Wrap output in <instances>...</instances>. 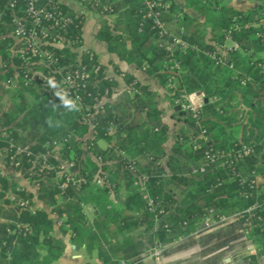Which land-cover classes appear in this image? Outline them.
I'll return each instance as SVG.
<instances>
[{
	"label": "trees",
	"instance_id": "1",
	"mask_svg": "<svg viewBox=\"0 0 264 264\" xmlns=\"http://www.w3.org/2000/svg\"><path fill=\"white\" fill-rule=\"evenodd\" d=\"M99 1L112 9L105 16L116 17L112 26L106 19L102 20L95 36L107 45L109 53L116 54L121 61L133 64L147 76L157 79L173 99L184 102L187 94L204 92L208 99L202 107L201 128L205 131V137L200 136L195 120L188 112L175 111L174 117L183 122L184 126L175 133L171 154L163 166L167 127L162 125L160 112L153 107L152 92L131 76L124 75L128 85L135 84L137 93L127 98L126 108L121 114L106 107L102 114L97 115L93 146L88 150L94 157H101L103 170H116L119 178L123 176L126 180L129 193L121 203L122 210L108 209L112 205L108 188L95 190L87 186L76 190L68 186L62 192L55 181L54 172L44 171L39 177L32 176L30 183L32 180L37 183L36 198L50 212L43 209L20 211L18 208L5 211L0 208V218L27 225L31 230V234L25 238L8 235L6 227L14 228L15 225L0 222V264H47L57 260L65 246L53 235V219L49 216L51 213L69 225L72 242L87 244L88 247L96 243L98 257L103 258L102 264H118L119 261L103 257L99 248L100 233L97 234L102 229L96 223L98 231L93 230L83 214L81 204L87 202L95 205L99 219L104 220V224L118 222L121 230L127 233L139 227L152 231L148 238V248L164 246L180 236L192 233L209 209H214L216 215L227 217L258 204L259 208L252 212L254 216L249 238L260 245V253L263 254L264 4L242 11L227 7L220 0H186L187 9L194 10L205 17L206 24H211L208 33L205 27L203 30L193 28L192 23L196 20L171 3L170 12L164 16V20L172 22L173 16H181L174 32L183 27L188 34L185 40L193 48L184 54L174 52L180 71L172 82V88L168 89L169 76L163 72L166 54L156 44L151 24L142 19V0ZM86 7L101 13L92 4H86ZM213 15L216 16L214 20ZM74 20V34L81 38L83 16H77ZM208 34L210 39H206ZM227 36L238 47L231 54L233 70L214 66L205 55L206 52H213L216 45L225 44ZM114 69L120 73L117 68ZM241 78H247L249 82L241 85ZM116 87V81L105 76L102 66L101 71L98 74L92 73L88 80L87 90L91 93L88 103L94 104L106 92L110 96ZM35 97L34 104L29 105L23 98V92L13 95L9 107L0 111V124L8 127L7 132L13 144L38 153L51 148L48 142L70 136L63 143L62 158L66 161L74 160L80 164V173L83 175L88 171V177H91L99 166L82 151L81 139L88 134V125L83 123L78 112H69L63 107L54 111L52 104L60 103L55 96H43L40 100ZM130 110L136 113L146 111L145 118L128 122L127 113ZM48 117H52L54 123L59 122L60 126L49 127L46 123ZM28 125L31 126V140L23 137L21 132ZM110 125L116 126L114 136L107 132ZM99 141L105 142L110 148L101 150ZM89 142H85L87 147ZM242 145L250 147L252 152L237 160L232 154ZM4 146L9 149L8 139L0 141V148ZM116 150L123 151L132 160L135 173L145 178L143 184L130 187L135 180L133 177L137 175L131 173V163L122 161ZM205 152L218 156L215 163L205 166V173H192L187 167L188 162L201 163ZM117 160L119 162L111 167L106 164ZM51 161L56 164L54 160ZM5 165L8 167L7 157ZM29 166L25 164L23 169ZM257 178L263 179V183L258 184ZM9 184L8 178L0 175V199L6 196ZM253 184L254 187H251ZM12 187L10 190L15 192L16 184H12ZM20 196L32 200L34 205L32 192H21ZM148 198L156 204L155 213L148 210ZM155 218L158 219L157 228L152 230ZM44 250L45 256H42ZM139 254L123 259H132Z\"/></svg>",
	"mask_w": 264,
	"mask_h": 264
},
{
	"label": "built area",
	"instance_id": "2",
	"mask_svg": "<svg viewBox=\"0 0 264 264\" xmlns=\"http://www.w3.org/2000/svg\"><path fill=\"white\" fill-rule=\"evenodd\" d=\"M77 1L84 7L86 4H92L103 15L112 12L109 5L102 4L99 0ZM170 9L171 3L167 0H142V10L140 11L142 19L151 24L156 44L165 51L166 61L163 72L169 76L168 89L172 88V82L180 71V64L174 59V52L179 51L184 54L188 49L193 48L185 40L188 34L183 27H179L177 32H174L164 20V16L170 12ZM75 18L74 14L63 7L60 0H0V94L23 92L27 97L32 92L35 93L38 100L43 96L54 97L53 89L46 83L49 77H54L68 95L82 106L78 113L81 115L83 123L89 127L90 118L103 111L102 99L108 96L106 92L94 104L88 103L91 98V93L87 90L88 80L92 73L98 74L101 71L102 65L95 59L92 52L82 49L81 38L74 34ZM226 40L231 42L228 36ZM237 48L234 43L232 46H226L225 43L216 45L213 52H206L205 55L213 62L214 66L233 70L231 54ZM240 80L241 85L249 82L247 78ZM136 93L137 89L134 83L129 84L124 90V96L128 99ZM184 99V102L176 100L177 111L188 112L195 120V125L201 133L200 136L205 137V131L201 128L202 107L208 102V99L202 91H199L198 94L197 92L187 94ZM7 129L8 127L0 124V141L8 139L9 144V149L5 146L0 148V155L1 151H4V164L5 157H7L8 168L23 172L19 174L28 181L32 176L39 177L44 171H52L55 173V181L62 192L68 186H72L76 190L87 186L110 188L111 171L103 170L101 157H94L88 151L93 146V135L87 137V140L90 141L88 147L85 145L87 140L81 139L83 153L89 155L93 162L99 166L96 173L88 177V171H85L83 175L80 173V164H76L74 160L66 161L62 158L63 143L67 142L70 136L59 141L48 142L47 145L51 148L45 152L32 153L27 147L14 145ZM115 130V125H110L107 128L108 134L115 133ZM116 152L122 161L131 163L130 171L132 174H136L132 160L123 151L116 150ZM250 152H252L250 147L242 145L232 156L238 160ZM217 157L216 154L205 152L201 163L189 162V169L192 173H205V166L214 164ZM51 160H54L56 164ZM25 164H30V166L23 169ZM138 178L140 184H143L145 178L141 175ZM34 182L36 183L35 180H32L35 185ZM251 187H254V184ZM21 192H25L21 187H16L15 192L9 189L6 196L0 199V208L5 211L14 208H18L20 211H33L35 208L32 206V200L22 198ZM147 206L150 213H155L156 204L152 199H147ZM258 208V204H253L242 213L234 214L237 219L242 221L248 236L252 229L251 222L254 216L252 212ZM225 218V216L216 215L214 209H209L202 223L208 226L223 221ZM0 222H3L1 218ZM4 222L15 225L14 228L6 227L8 235L25 238L31 234L27 225L7 220ZM55 223L58 227L68 228L64 222L58 219L55 220ZM14 243L15 241L12 242V244ZM161 249L162 246L150 247L138 258L119 260L118 264H142L150 260L157 261L160 258ZM251 254L258 258L259 264L264 262V253H260V245L256 244Z\"/></svg>",
	"mask_w": 264,
	"mask_h": 264
},
{
	"label": "crops",
	"instance_id": "3",
	"mask_svg": "<svg viewBox=\"0 0 264 264\" xmlns=\"http://www.w3.org/2000/svg\"><path fill=\"white\" fill-rule=\"evenodd\" d=\"M167 1L182 9L189 17L196 21H200L196 16L197 12L186 8V0ZM60 3L76 17L83 16L81 28L82 49L92 52L99 63L104 67L105 76L113 78L117 83L115 91L110 96L102 99L104 109L98 114H102L106 107L120 114L125 110L128 101L126 96H124V90L128 84L125 82L124 75L131 76L135 81L146 86L148 90L152 92L153 107L160 112V121L162 125L167 127V140L163 145L166 156L162 159V165L165 166L168 156L171 154L174 135L179 128L184 126L183 122L174 117V112L177 111L176 99L171 97L167 89L162 87L157 79L147 76L143 71L137 69L135 65L121 61L116 54L108 52L107 45L104 42L96 39L95 36L102 20L106 19L109 25L112 26L116 19L115 16H104L101 13L91 11L87 9L86 6L80 5L77 0H60ZM261 4H264V0H234V3L225 6L246 11L257 8ZM90 14L92 15L91 18L89 17ZM94 14H96V16ZM180 18L181 16H173L172 22H167L168 26L172 30H175V28L178 27ZM206 39H210V36L207 35ZM101 45H104V60L99 56V53L102 51ZM226 46H232V42L227 41ZM114 68H117L120 73H117ZM98 114L90 118L88 134L84 137V140H87L89 135L92 136L94 134V124ZM127 114L128 122H131L137 119H144L146 111L136 113L130 110ZM114 134L115 133L109 135L114 136ZM98 146L101 150L110 148V146L103 141H99ZM115 163L114 161H110L107 163V166L111 167ZM187 167L189 168V162ZM110 171L112 175L108 194L112 205L108 206V209L114 208L117 211H121V203L128 195L129 188L123 176L119 178L116 170L112 169ZM13 172L5 165L0 166V175L6 176L10 184L17 183V187H21L25 191L34 194L33 206L35 209H43L50 212V209L36 198V191L30 188V184L26 182L22 176L16 173L13 174ZM136 175V177H133L135 180L130 187L140 185L138 176L141 174L136 173ZM257 183H263V179L257 178ZM89 188L98 189L94 186ZM81 206L88 225L97 232V225L95 224L99 223L98 227L102 229L98 231L97 234L100 233V236L98 235L100 241L99 248H101V252L105 259H110L111 261L131 260V258L123 259V257H129L140 252L139 255L134 257L138 258L148 249V238L152 231H147L144 227H139L128 233L124 232L121 230V224L118 222L104 224V220L99 219V212L93 203L87 202L81 204ZM124 215H128V213ZM49 216L53 219L54 237L59 239L65 247L62 255L56 261L47 264L61 262L63 259L69 260L68 262L72 264H102L103 258L98 257L99 249L96 243L88 247L87 244L80 245L72 242V233L69 225L67 224L68 228L58 227L55 220L58 219L62 222H64V220L59 219L55 213H51ZM1 220L4 222L6 219L1 218ZM154 221V228L152 230H156L158 219L155 218ZM255 247L256 243L249 238L242 221L237 219L234 215H231L227 216L223 221L208 226L202 222L199 223L192 233L180 236L173 242L162 246L160 258L157 261L150 260L142 264H259L258 258L254 256V259L251 254V251L254 250ZM83 258L89 261V263H82Z\"/></svg>",
	"mask_w": 264,
	"mask_h": 264
},
{
	"label": "rangeland",
	"instance_id": "4",
	"mask_svg": "<svg viewBox=\"0 0 264 264\" xmlns=\"http://www.w3.org/2000/svg\"><path fill=\"white\" fill-rule=\"evenodd\" d=\"M224 5H229V4H231V3H234V0H220ZM95 16H96V14H94ZM91 14H90V18H91ZM196 16L198 17V19H200V21H196L195 23H192V26H193V28H196V29H204V27L207 29V32L209 33L210 32V29H211V24H206L205 23V17H203V16H200L199 14H197L196 13ZM88 17V18H89ZM215 15H213V20L215 19ZM89 20V19H88ZM208 36H210L209 34H208ZM102 47V51L99 53V56L101 57V59L102 60H104L105 59V51H104V45H101ZM100 48V47H99ZM100 51V50H99ZM13 95H17V93H8V94H0V110H6V108H8L9 107V105L11 104V101H12V96ZM23 98H25V100H26V102H27V104H29V105H31V104H34V102H35V93H31V94H29L27 97H25V95L23 94ZM31 126H26V128L24 129V131L23 130H21V132H22V136L23 137H27V139L28 140H31L32 139V137L30 136V134H29V132L31 131ZM29 134V135H28ZM31 135L33 136L34 135V132L33 133H31ZM3 158H4V155L3 154H1L0 155V164L1 165H5V164H3L4 162H3ZM0 165V166H1ZM6 166V165H5ZM10 168V167H9ZM11 169V168H10ZM12 170V169H11ZM14 171V172H13ZM12 172H13V174H19L18 172H16L15 170H12ZM20 175V174H19ZM21 176V175H20ZM23 179H25V178H23ZM25 181L26 182H28L29 184H30V188L32 189V190H34V191H36L37 190V184L35 183V185L33 184V183H30V181H28L27 179H25ZM13 184H17V183H13ZM17 186V185H16ZM10 189L12 188L13 189V187H12V184L10 185L9 184V186H8ZM63 253V252H62ZM62 255V254H61ZM42 256H45V250L44 251H42ZM40 259V258H39ZM56 261V260H55ZM69 260H67V259H63L61 262L59 261V262H56V263H54V264H72L71 262L69 263L68 262ZM52 263V262H51ZM82 263H89V261H87V260H85V258H83L82 259Z\"/></svg>",
	"mask_w": 264,
	"mask_h": 264
},
{
	"label": "clouds",
	"instance_id": "5",
	"mask_svg": "<svg viewBox=\"0 0 264 264\" xmlns=\"http://www.w3.org/2000/svg\"><path fill=\"white\" fill-rule=\"evenodd\" d=\"M47 85L53 89V95L59 100V104L53 103L52 108L55 111L59 107H63L69 112H79L81 110V105L77 102V100L72 99L68 93L64 90V88L55 81L54 77H49L46 80ZM46 123L49 127H59V122L53 121L52 117H48L46 119Z\"/></svg>",
	"mask_w": 264,
	"mask_h": 264
},
{
	"label": "water",
	"instance_id": "6",
	"mask_svg": "<svg viewBox=\"0 0 264 264\" xmlns=\"http://www.w3.org/2000/svg\"><path fill=\"white\" fill-rule=\"evenodd\" d=\"M197 94H198V92H197Z\"/></svg>",
	"mask_w": 264,
	"mask_h": 264
}]
</instances>
